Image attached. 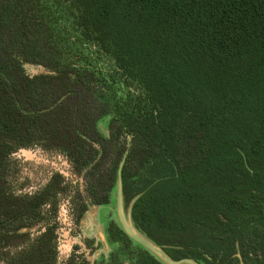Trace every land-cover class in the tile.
I'll return each instance as SVG.
<instances>
[{"label": "trees", "instance_id": "trees-1", "mask_svg": "<svg viewBox=\"0 0 264 264\" xmlns=\"http://www.w3.org/2000/svg\"><path fill=\"white\" fill-rule=\"evenodd\" d=\"M88 46L114 70L96 68ZM26 63L49 73L30 76ZM33 146L83 178L79 217L115 211L123 162L125 214L169 257L264 264V0H0V248L28 242L0 260L89 264L57 260L45 219L65 193L61 175L32 194L8 188V157ZM114 214L107 258L93 264H166ZM40 223L30 240L22 229Z\"/></svg>", "mask_w": 264, "mask_h": 264}, {"label": "rangeland", "instance_id": "rangeland-1", "mask_svg": "<svg viewBox=\"0 0 264 264\" xmlns=\"http://www.w3.org/2000/svg\"><path fill=\"white\" fill-rule=\"evenodd\" d=\"M86 54L92 59V64L96 66L103 74L108 75L114 70V65L103 54L96 52L95 47H84ZM25 71L30 76L46 73V69L40 65L26 63ZM115 88L118 94L128 95L135 98L141 95V90L134 87H126L121 82H116ZM110 117L103 118L99 126L105 134H109L108 123ZM129 142V141H128ZM59 174L66 185L65 193L58 196L57 212L54 217L50 213L46 214V222L56 226L58 261H65L70 255H84L92 261L100 259L102 254H106L109 246L98 248L91 252L85 245L86 238L100 239L103 230V224L110 214L115 217L113 210L106 209L104 206H91L88 213L78 216L81 200H87L84 189V180L81 176L74 173L71 164L63 154L57 151H49L39 146H33L27 149H19L8 157L6 179L8 188L14 194H32L43 188L51 176ZM46 210L48 207L45 208ZM43 223L36 226L24 228L33 239L43 229ZM28 242L6 248H0V255H15L20 252ZM4 264V260H0Z\"/></svg>", "mask_w": 264, "mask_h": 264}, {"label": "water", "instance_id": "water-1", "mask_svg": "<svg viewBox=\"0 0 264 264\" xmlns=\"http://www.w3.org/2000/svg\"><path fill=\"white\" fill-rule=\"evenodd\" d=\"M46 73H49L48 70H46ZM123 162L120 163L119 169H118V177H117V183H116V199H115V212L117 215L118 222L122 229L125 231V233L149 249L152 253H154L156 256H158L164 263L166 264H198L196 261L190 258H183L179 260H174L171 257H169L159 246L155 245L153 242H151L149 239H147L145 236L140 234L132 225L130 221L129 214L126 215L124 208H123V195H122V180H121V167ZM89 210V209H88ZM86 211L84 213H88L89 211ZM100 240L103 243V245L107 246L103 230L100 234Z\"/></svg>", "mask_w": 264, "mask_h": 264}, {"label": "flooded vegetation", "instance_id": "flooded-vegetation-1", "mask_svg": "<svg viewBox=\"0 0 264 264\" xmlns=\"http://www.w3.org/2000/svg\"><path fill=\"white\" fill-rule=\"evenodd\" d=\"M64 157H65V156H64ZM83 214H84V213H83ZM87 239H94V240H93V245H92L93 248H89V247L87 246V244H86V240H87ZM105 240H106V239H105ZM84 242H85L86 247H87L88 249H90L91 252L97 250L98 248H102V247H103V243L101 242L100 239L96 240L95 238H86V239L84 240ZM106 243H107V241H106ZM99 244H100V245H99ZM107 246H109L108 243H107ZM97 247H98V248H97ZM92 249H93V250H92ZM109 249H110V246L108 247L107 253H108ZM58 252H59V251H58V247H57V259H58ZM107 253H106V254H102V256H101L100 259H95V260H98V261H99V260H102V259H106V258H107ZM71 256H74L78 263H80V261H81L82 259H86L87 261H89V264H93L94 261H95V260H92V261L88 260L86 257H84V255H79V256L70 255L68 258H70ZM68 258H67V259H68ZM67 259H65V261H66ZM65 261H63V262H65ZM58 262H59V261H58ZM63 262H61V263H63Z\"/></svg>", "mask_w": 264, "mask_h": 264}]
</instances>
